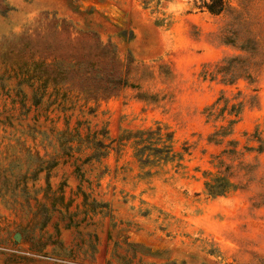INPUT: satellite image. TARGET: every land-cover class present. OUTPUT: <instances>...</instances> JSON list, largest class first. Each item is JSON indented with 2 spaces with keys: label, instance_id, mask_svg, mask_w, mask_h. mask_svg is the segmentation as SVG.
I'll use <instances>...</instances> for the list:
<instances>
[{
  "label": "rangeland",
  "instance_id": "obj_1",
  "mask_svg": "<svg viewBox=\"0 0 264 264\" xmlns=\"http://www.w3.org/2000/svg\"><path fill=\"white\" fill-rule=\"evenodd\" d=\"M203 1L0 0V264H264V0ZM158 123L176 155L143 168Z\"/></svg>",
  "mask_w": 264,
  "mask_h": 264
},
{
  "label": "trees",
  "instance_id": "obj_2",
  "mask_svg": "<svg viewBox=\"0 0 264 264\" xmlns=\"http://www.w3.org/2000/svg\"><path fill=\"white\" fill-rule=\"evenodd\" d=\"M203 6L213 14H218L222 12L226 8V1L225 0H204ZM114 58L118 60V63L120 64V60L117 56V53H113ZM241 57H231L228 60L227 63H230L225 66H220L219 69L224 74V80H227L228 82H234L236 79H238L241 76H246L248 78H251V73L247 71H238V69H232V62L235 61L236 64L242 62L240 60ZM128 61L133 62L134 59L129 54ZM33 63H37L35 60H32ZM58 61L55 59L53 62L47 63L45 61H42V63L45 66L49 65H55ZM48 72V73H47ZM41 71V70H27L24 73H22L25 77H27L28 80H39L41 82L45 83H57L56 77L60 74V72H56L55 70H49V71ZM65 73V72H63ZM83 76V75H82ZM86 76H91L89 73ZM80 75H76L75 79L80 80ZM87 77V78H88ZM84 78V79H87ZM113 83L115 81L114 78L108 80V82ZM118 81V84L121 86V77L116 79ZM124 84H126V79L124 80ZM113 88V87H112ZM89 94L94 99H103L108 98L115 94V90L110 89L109 87H96L91 88L88 90ZM235 105H232V108ZM237 115V113H235ZM235 122V120H230V123ZM227 127H223V129H226ZM163 127L160 123L157 124L156 128H148V129H138L134 132V138H135V155L137 156L139 162L141 163V167L145 168L147 166L149 167H156L160 166L161 164L165 162H169L173 160L174 156L176 155L173 152L172 149V141H173V133L168 132L167 133V140L170 142V144H166L165 139L163 138L164 133H162ZM127 139L131 138V135H127ZM259 151H262V148H258ZM229 169V166L226 168ZM150 170L145 171V175H151ZM231 173H219L212 176L210 179L205 181L204 186L206 193L211 197H217V196H225L231 191L235 190L237 188V184L232 180Z\"/></svg>",
  "mask_w": 264,
  "mask_h": 264
},
{
  "label": "water",
  "instance_id": "obj_3",
  "mask_svg": "<svg viewBox=\"0 0 264 264\" xmlns=\"http://www.w3.org/2000/svg\"><path fill=\"white\" fill-rule=\"evenodd\" d=\"M20 238H21L20 233H16V234H15V239H16V240H19Z\"/></svg>",
  "mask_w": 264,
  "mask_h": 264
}]
</instances>
